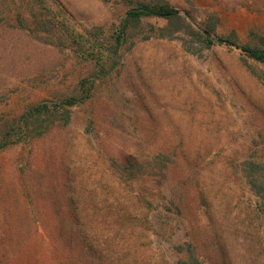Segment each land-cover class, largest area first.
Returning <instances> with one entry per match:
<instances>
[{
    "label": "rangeland",
    "instance_id": "1",
    "mask_svg": "<svg viewBox=\"0 0 264 264\" xmlns=\"http://www.w3.org/2000/svg\"><path fill=\"white\" fill-rule=\"evenodd\" d=\"M51 1L49 23L35 1L0 0V118L72 94L92 73L63 25L105 45L138 0ZM163 1L264 47V0ZM148 24L163 20L131 28L66 125L0 149V248L30 226L28 189L32 227L47 238H30L28 264H176L189 253L198 264H264L243 173L246 160L264 161V64L185 32L157 37ZM129 151L162 154L165 175L112 181L105 171Z\"/></svg>",
    "mask_w": 264,
    "mask_h": 264
},
{
    "label": "trees",
    "instance_id": "2",
    "mask_svg": "<svg viewBox=\"0 0 264 264\" xmlns=\"http://www.w3.org/2000/svg\"><path fill=\"white\" fill-rule=\"evenodd\" d=\"M33 1L41 7L42 14L46 15L47 21L52 23L55 11L51 5L47 4V0H26V4L33 3ZM52 1L61 6L58 0ZM149 18L163 20L160 26L148 24L151 32L157 37L171 38L177 32H185L191 35L194 41L203 42L206 48L223 44L238 50L255 62L264 64V47L261 44H242L234 34H217L213 25L196 23L191 15L182 13L176 6L163 0H138L133 2L132 7L118 20L105 45L93 39L81 38V34L69 31L64 25L60 28L68 33L76 53L93 64V71L88 78H83L77 83L76 90L72 94L51 102L44 100L32 102L23 106L18 114L0 118V149L20 145L30 137L42 136L49 132L56 123H59V128L66 125L71 119L70 108L82 105L91 99L95 79L108 74L113 68V65L109 63L119 55L131 28L139 27ZM252 72L254 73L253 70ZM163 157L160 153L141 154L129 151L124 153L121 159L119 157L112 159L109 170H102V172L109 174L112 181L120 184L126 183L131 187L137 179L164 176L167 164L163 162ZM243 173L249 188L257 197V204L262 215L261 224L264 227V161L246 160ZM23 195L30 206L31 215L28 222L30 226L17 240L18 245L15 243L12 247L8 246L7 241L3 243L0 248V264L27 263L28 254L23 248L29 243L31 237L36 236L37 232L32 227L36 219L32 209L31 193L28 189H23ZM37 235L40 242H45L47 239L45 234L37 233ZM4 239V235L0 236V240ZM176 264H198V260L195 255L189 253L185 259H179Z\"/></svg>",
    "mask_w": 264,
    "mask_h": 264
}]
</instances>
